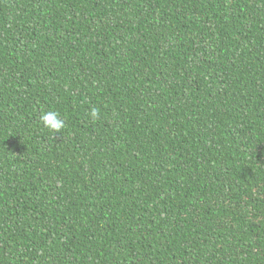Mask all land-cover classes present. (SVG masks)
Here are the masks:
<instances>
[{"label": "trees", "instance_id": "trees-1", "mask_svg": "<svg viewBox=\"0 0 264 264\" xmlns=\"http://www.w3.org/2000/svg\"><path fill=\"white\" fill-rule=\"evenodd\" d=\"M0 264H264V0H0Z\"/></svg>", "mask_w": 264, "mask_h": 264}, {"label": "clouds", "instance_id": "clouds-1", "mask_svg": "<svg viewBox=\"0 0 264 264\" xmlns=\"http://www.w3.org/2000/svg\"><path fill=\"white\" fill-rule=\"evenodd\" d=\"M93 122L100 119V109L92 107L89 113ZM40 121L45 128L54 133H61L66 127V117H62L59 111L56 110H42Z\"/></svg>", "mask_w": 264, "mask_h": 264}]
</instances>
